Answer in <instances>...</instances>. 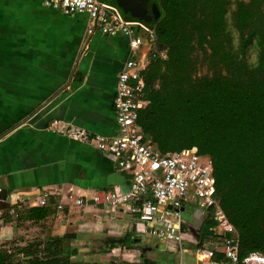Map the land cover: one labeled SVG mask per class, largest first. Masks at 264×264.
<instances>
[{"label": "crops", "instance_id": "0c3cea01", "mask_svg": "<svg viewBox=\"0 0 264 264\" xmlns=\"http://www.w3.org/2000/svg\"><path fill=\"white\" fill-rule=\"evenodd\" d=\"M44 2L0 0V187L27 206L43 194L52 193V204L43 207L52 214L40 223L0 225V247L19 235L25 236L18 239L25 247L38 237L48 236L47 240L67 234L75 235V242H81V237L98 242L99 238L91 236L105 233L111 244H101L98 250L93 249V255L84 254L90 248L79 249V258L84 255L91 260L111 249L108 257L118 254L119 260L130 264H162L157 258L159 245L155 248L158 254L152 256L150 245L136 252L142 238L157 239L135 233L127 215L74 207L61 212L54 206L61 197L53 194L63 187L96 191L128 187V175L117 168L110 156L52 131L50 126L58 121L104 137L116 136L114 100L118 77L129 57V38L122 34H92L88 31V16H67L45 7ZM204 220L210 219L202 214L200 220L195 219L190 225L189 235L194 244L192 248L182 247V251L178 247L179 261L171 252L160 253L170 255L167 264L197 263L193 251L197 248L196 240H201ZM36 230L44 235H35ZM128 235L140 240L132 249L123 247ZM212 240V236L205 240L208 247ZM78 255L75 262H88L78 261Z\"/></svg>", "mask_w": 264, "mask_h": 264}, {"label": "trees", "instance_id": "16d2710c", "mask_svg": "<svg viewBox=\"0 0 264 264\" xmlns=\"http://www.w3.org/2000/svg\"><path fill=\"white\" fill-rule=\"evenodd\" d=\"M150 2L160 16L148 23L156 41L143 72L149 104L138 124L145 142L162 156L184 150L210 156L217 197L240 235L241 263L264 256V0ZM15 208L18 217L7 215L5 222L40 223L52 214ZM212 225L201 223L199 246L212 236ZM75 240L67 234L16 250L3 246L0 264H79ZM139 241L128 235L123 247ZM225 261L220 246L213 263Z\"/></svg>", "mask_w": 264, "mask_h": 264}, {"label": "built area", "instance_id": "2783aa9c", "mask_svg": "<svg viewBox=\"0 0 264 264\" xmlns=\"http://www.w3.org/2000/svg\"><path fill=\"white\" fill-rule=\"evenodd\" d=\"M44 6L67 16H88V31L92 34H122L129 38V57L118 77L114 100L116 136L104 137L58 121L50 126L52 131L110 156L117 168L128 175V187L116 186L110 191L63 187L53 194L61 197V201L54 205L56 209L62 212L66 207H74L82 211L121 212L130 218L132 229L138 235L182 247L183 235L191 231L183 219L182 210L188 203H193L196 210L217 227L212 234L211 247L206 243L199 246L200 241L196 240L197 248L193 251L196 262L217 264L213 259L219 247L223 246L226 261L222 264H242L240 235L217 197L211 157L200 155L195 150L162 156L145 142L138 124L140 111L149 104L145 100L143 72L150 62L151 45L156 41L154 27L142 20L126 17L117 5L106 0H45ZM51 196L52 193L43 194L27 206L18 196L9 195L6 201H0L1 227L14 223L5 222V217L9 215L16 219V206L49 207ZM243 264H264V256L252 254Z\"/></svg>", "mask_w": 264, "mask_h": 264}, {"label": "rangeland", "instance_id": "374dc122", "mask_svg": "<svg viewBox=\"0 0 264 264\" xmlns=\"http://www.w3.org/2000/svg\"><path fill=\"white\" fill-rule=\"evenodd\" d=\"M111 1V0H110ZM126 15V14H125ZM235 36H236V38H237V34L235 33ZM251 61L252 62H255L256 61V53L253 51L252 52V57H251ZM184 211H185V209H184ZM129 218V217H128ZM196 219L197 221L198 220H200V213L193 207V206H191V205H189V206H187V210L185 211V212H183V219H184V221L186 222V224L187 225H191L192 224V221H194V219ZM129 220H130V218H129ZM214 227V228H213ZM139 229H141V228H139ZM217 229V227L215 226V223H214V225H212L211 226V228H210V230L211 231H213V230H216ZM194 230V229H193ZM30 234H33V233H30ZM34 234H35V232H34ZM39 235V234H41V236L42 235H44V232H40V230L38 231V230H36V234L35 235ZM142 237H144V235H141ZM184 241H183V248H184V246H186L187 248L190 246L191 248H192V244H194V240H193V238H191L190 237V235L189 234H187V233H185L184 235ZM25 236L24 235H19V236H17L16 238H13L12 240H10V241H8V242H6V243H4V244H2L3 246H5V247H7L8 246V248L9 249H17V248H20V247H24V246H21V244L18 242V239H20V238H24ZM35 237V236H34ZM92 237V239L93 238H99V240H98V242H97V240L95 239H93V240H91V239H89V237H81L80 239L82 240L81 242L79 241V242H75V241H73L72 243H71V246H72V244L74 245V246H72L73 248H77L78 249V251H79V249H83V248H90V249H88V250H86V251H84L85 253L84 254H87V255H93V249H97L98 250V248H100L101 247V244L102 245H106L107 243H109L110 242V240H108L109 238L107 237V235L105 234V233H99L98 235H92L91 236ZM46 238H48V236H46V237H43V238H40L39 239V237L37 238L38 240H46ZM189 238H190V240H189ZM35 239V238H34ZM106 240H107V242H106ZM33 241V240H32ZM161 242V241H160ZM159 242V240H153V239H146V238H142L141 239V245H140V247L139 248H136V252H141L145 247H146V245H150V247L151 248H153V251H151L152 253H150L149 254V256H152V255H154V254H158V250H156L155 248H156V245H159V254H158V260H159V262L160 263H162V264H167L168 262H169V257H170V255H165V254H160V253H165V251H167V252H171V253H173L174 255H177V256H175L176 257V259H177V261H179V259H180V256L178 255L179 254V252L180 251H182L181 249H180V251L178 250V244H176V243H173V242H171L170 243V245H168V244H166V243H160ZM109 244H111V243H109ZM3 246H1V247H3ZM90 246H93L94 248H92V247H90ZM170 246L171 247H175V248H173V249H169L170 248ZM181 247V246H180ZM142 249V250H141ZM109 250H111V249H109ZM189 250H192V249H190L189 248ZM108 253H109V251H108ZM108 253H105V254H100L98 257H95V258H91V260H90V258L89 257H87V258H85V256L84 255H81V257L79 258V255H78V258H79V260L78 261H80V262H86V261H88V262H91V261H93L92 263H90V264H100L101 263V261L100 260H106L108 263L107 264H110V262L111 261H113V262H116V263H120V262H122L121 260H119V258L117 257L118 256V254L116 255V257H108L106 254H108ZM174 255H172L173 257H174ZM106 256V257H105ZM93 257V256H92ZM103 258V259H102ZM184 258H190V256L189 255H184ZM76 259V258H75ZM106 261H104V262H106ZM145 263H148V260L147 259H145V260H143ZM150 261V260H149ZM88 262H86L85 264H88ZM178 263V262H177ZM193 264H197V263H195V261H193Z\"/></svg>", "mask_w": 264, "mask_h": 264}, {"label": "water", "instance_id": "95a60500", "mask_svg": "<svg viewBox=\"0 0 264 264\" xmlns=\"http://www.w3.org/2000/svg\"><path fill=\"white\" fill-rule=\"evenodd\" d=\"M150 0H116V5L121 9V11L129 15L134 19L142 20L146 23H151L153 21L158 20L160 16V12L156 6L153 7V12L149 10ZM8 190L0 187V201H6L8 197ZM184 212V210H182ZM200 216L202 215L201 211H198ZM195 220V219H194ZM193 222V221H192ZM182 247L179 246V249ZM147 250L142 252V256L144 257L147 253ZM152 249H149L151 251Z\"/></svg>", "mask_w": 264, "mask_h": 264}, {"label": "bare ground", "instance_id": "6f19581e", "mask_svg": "<svg viewBox=\"0 0 264 264\" xmlns=\"http://www.w3.org/2000/svg\"><path fill=\"white\" fill-rule=\"evenodd\" d=\"M162 242V241H161Z\"/></svg>", "mask_w": 264, "mask_h": 264}]
</instances>
